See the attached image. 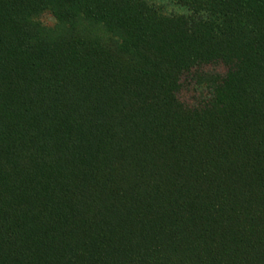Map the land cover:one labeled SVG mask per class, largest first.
I'll list each match as a JSON object with an SVG mask.
<instances>
[{"label":"trees","instance_id":"trees-1","mask_svg":"<svg viewBox=\"0 0 264 264\" xmlns=\"http://www.w3.org/2000/svg\"><path fill=\"white\" fill-rule=\"evenodd\" d=\"M0 264H264V0H0Z\"/></svg>","mask_w":264,"mask_h":264},{"label":"rangeland","instance_id":"rangeland-1","mask_svg":"<svg viewBox=\"0 0 264 264\" xmlns=\"http://www.w3.org/2000/svg\"><path fill=\"white\" fill-rule=\"evenodd\" d=\"M165 3V2H164ZM41 21L45 27L51 28L52 30H56L57 33H64L65 28L63 25L59 24L57 19H55L49 12H45L41 16ZM101 31V30H100ZM58 35V34H57ZM103 43L107 48L114 49V45L116 40L107 34H103ZM224 73L223 68H216L211 71L207 70L206 73ZM208 88L204 86L203 88H198L197 85L187 82L183 91L181 92L180 98L185 102L188 106H197L200 102L204 101L206 97H208Z\"/></svg>","mask_w":264,"mask_h":264}]
</instances>
